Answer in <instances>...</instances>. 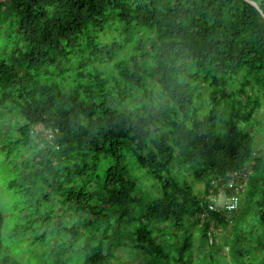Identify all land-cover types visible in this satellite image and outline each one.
I'll return each mask as SVG.
<instances>
[{"label":"trees","instance_id":"16d2710c","mask_svg":"<svg viewBox=\"0 0 264 264\" xmlns=\"http://www.w3.org/2000/svg\"><path fill=\"white\" fill-rule=\"evenodd\" d=\"M262 13L264 0H0V27L19 37L0 63V106L25 121L17 144L33 149L22 177L71 209L55 229L81 245L84 264H113L117 250L137 264H192L195 248L197 264H212L211 225L226 219L209 210L211 196L231 194V174L247 168L262 239L244 249L237 225L226 264H264V157L250 167L246 128L264 100ZM39 124L54 133L38 135L43 146L33 142ZM129 157L158 194L142 190ZM190 220L201 225L196 246ZM4 222L0 209V247Z\"/></svg>","mask_w":264,"mask_h":264},{"label":"rangeland","instance_id":"374dc122","mask_svg":"<svg viewBox=\"0 0 264 264\" xmlns=\"http://www.w3.org/2000/svg\"><path fill=\"white\" fill-rule=\"evenodd\" d=\"M112 39L111 34L103 38L104 41ZM18 43L19 37L14 29H11L9 25L0 27V63L3 60L10 61L14 57V53L19 50ZM129 53L130 49L126 51L125 55ZM101 65V63H96L94 66L100 71H107V65ZM108 66L111 67L110 64ZM41 80L43 81L44 77ZM206 99H203L204 103H206ZM18 124L24 125L25 121L17 115V112L8 114L7 109L0 106V209L5 216L0 257L2 253L8 254L16 259L18 264H84V254L80 250L81 245L74 244L70 248L71 240L67 239L66 243L65 239L61 238L64 233L61 234L59 229H55L57 220L61 219V224L70 222V216L73 215L71 209L62 205L59 194L49 188L40 178L23 180L22 174L25 167L30 170L33 167L34 159H32L33 149L30 148V145L23 147L21 144H17L19 140L23 139L18 131ZM246 128L250 130L256 141L250 163V167H252L256 158L264 157V100L261 108L256 111L254 118ZM38 135L35 133L34 143L41 142ZM41 146H43L42 142ZM19 152H23L21 157H18ZM27 161L28 163H26ZM129 167L131 175L139 182L142 190L158 194L156 183L148 177L143 169L139 168L132 157H129ZM184 174L188 176V181L194 185L196 193L204 192V183L194 182L192 177L187 173ZM47 176L48 181L53 183L54 175L47 172ZM247 189L246 187L242 193L238 211L231 217H224L226 219L224 224L212 223L211 225L212 233L209 245L214 247L213 257L209 248L205 252L211 255L212 264L231 263L229 253L237 225L243 232L241 244L244 249L258 248L259 246L262 232L255 220L256 207L246 201ZM224 195L225 193H221L219 196V200L221 198L222 201L219 205L221 209L224 206ZM45 197L49 198V202L45 200ZM253 199V202H256L257 195L253 196ZM147 201L148 198H145L142 203ZM39 202L41 204L40 214L37 215ZM190 224L192 226L191 234L194 237L193 244L196 246L199 244L198 237L200 236L197 229L201 225H196L193 220H190ZM38 237L39 242L37 241ZM58 241L61 243L59 246L56 245ZM53 248H55L54 251H52ZM259 251L258 256L262 254L261 250ZM116 257L113 264H137V257L132 256L128 251L117 250ZM199 261L198 251L195 248L192 264H197Z\"/></svg>","mask_w":264,"mask_h":264},{"label":"built area","instance_id":"2783aa9c","mask_svg":"<svg viewBox=\"0 0 264 264\" xmlns=\"http://www.w3.org/2000/svg\"><path fill=\"white\" fill-rule=\"evenodd\" d=\"M35 133L40 134L42 133L43 136L48 140L52 141L54 138V133L53 131L50 130H45L42 124H39L35 127ZM250 169H243L240 172H234L231 174V180L229 182V188L232 189L231 194H227L225 191V187L221 188V193H225L224 195V206L221 209V198L219 200V196H216L212 194V199H211V204L209 206L210 211H219L220 213L223 214L225 217H231L234 215L241 204V198H242V193L245 191L248 180L250 177ZM205 218V215L202 216V219ZM212 229V228H211ZM212 233V230L210 231V235Z\"/></svg>","mask_w":264,"mask_h":264},{"label":"water","instance_id":"95a60500","mask_svg":"<svg viewBox=\"0 0 264 264\" xmlns=\"http://www.w3.org/2000/svg\"><path fill=\"white\" fill-rule=\"evenodd\" d=\"M254 6H256L257 7V4H255V3H253V2H251ZM262 15H263V17H264V13H262Z\"/></svg>","mask_w":264,"mask_h":264}]
</instances>
